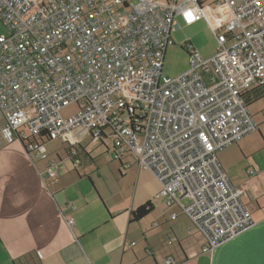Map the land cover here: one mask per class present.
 <instances>
[{"label": "built area", "instance_id": "obj_1", "mask_svg": "<svg viewBox=\"0 0 264 264\" xmlns=\"http://www.w3.org/2000/svg\"><path fill=\"white\" fill-rule=\"evenodd\" d=\"M176 16L205 19L217 48L203 57L187 41V68L169 77L162 66ZM0 19L6 143L49 160L38 136L61 138L77 168L83 139L109 140L121 174L131 165L152 172L165 206L177 209L169 219L189 220L202 253L253 227L246 189L218 152L257 128L243 92L264 97V0H0ZM71 104L77 111L64 118ZM44 173L58 176L55 160Z\"/></svg>", "mask_w": 264, "mask_h": 264}, {"label": "crops", "instance_id": "obj_2", "mask_svg": "<svg viewBox=\"0 0 264 264\" xmlns=\"http://www.w3.org/2000/svg\"><path fill=\"white\" fill-rule=\"evenodd\" d=\"M180 17H174L170 35L178 25L175 19ZM257 115L260 118L256 120L253 114L255 131L264 148V110ZM3 122L0 112V130ZM234 144L239 149L238 143ZM226 147L218 152V159L233 183L235 177L223 152ZM57 157L58 176L48 178L44 172L48 161L54 159L39 158L26 151L18 140L6 143L0 133V264H163L169 256L176 264H264V202H260L261 172L257 160L244 157L246 171L253 166L257 174L250 185L245 171L247 180L239 184L249 189L244 200L251 209L253 227L212 252L202 253L203 237L189 220L184 216L171 220L169 213L177 209L159 207L163 202L161 187L151 171L131 165L122 174L136 168V181L144 178L143 187L153 185L148 200L154 209L141 220L131 222L130 211L141 201H109L96 179L74 168L68 156ZM133 192L135 195V189ZM66 203L73 204L74 210L67 208ZM68 218L73 219L71 227L66 224Z\"/></svg>", "mask_w": 264, "mask_h": 264}, {"label": "rangeland", "instance_id": "obj_3", "mask_svg": "<svg viewBox=\"0 0 264 264\" xmlns=\"http://www.w3.org/2000/svg\"><path fill=\"white\" fill-rule=\"evenodd\" d=\"M129 1L134 3L136 0ZM175 24H178L179 27H174L171 31L173 44L167 46L166 52L164 53L165 56L162 67V74L169 77H175L187 68L188 56L185 50L180 47V44L184 43L186 40H188L203 57L214 54L217 48L216 38L208 27L205 19L195 23H188L180 17L175 19ZM175 24L173 26H175ZM5 33L6 28L0 19V35ZM262 97L247 107L249 108V112H251L250 114L255 115L256 120L260 118V116L257 115V112H259V110H264V97ZM76 111L77 107L71 104L63 108L60 114L64 118H67ZM261 130L264 133V124H262ZM43 144L45 146L48 159L58 161L59 158L57 156L62 157V159H64V156L67 157L65 152L66 144L63 142V139H44ZM81 145V148H85V151L79 148L80 152L78 156H80V164L78 166V170L84 171L87 175L96 179L97 186L109 201L117 202L118 200H125L131 204L133 200L136 202L141 201L143 203L146 200L151 199L150 194L152 193L151 187H153V185H150L149 187L147 184V188L143 187L144 178H140V181L137 182L134 176L136 168H132L125 176L120 175L118 172L119 163L114 160L109 140H106L105 142V146H108V150L104 145H99V142L92 141L91 138L83 139L81 141ZM238 145L239 149L235 144H231L223 150L227 157V166L229 168L231 166V174L235 177L233 183L239 186V184L242 182L245 183L247 180L245 172L247 161L244 157L257 160L261 172V180L258 184V189L262 192L260 202H264L263 142L259 135L256 134V131H254L238 142ZM86 155H88L89 158L86 157ZM129 158L131 157L129 156ZM68 163L70 164L69 160ZM87 180L88 185L93 188L94 184L89 182V179ZM134 189L135 195L133 194ZM161 197H163V202L159 204L160 208L165 206L164 196ZM153 198L154 196L152 199ZM183 202H186V199H183Z\"/></svg>", "mask_w": 264, "mask_h": 264}, {"label": "trees", "instance_id": "obj_4", "mask_svg": "<svg viewBox=\"0 0 264 264\" xmlns=\"http://www.w3.org/2000/svg\"><path fill=\"white\" fill-rule=\"evenodd\" d=\"M180 47L183 50H185V52L187 53V50L185 49V43L180 44ZM243 96H245L246 102L248 104L250 102H253V101L258 100L259 98H261L262 94L257 89H251L249 91L243 92ZM38 139L39 140H44V139L48 140V139H50V137H47V136L45 137L43 134H40L38 136ZM20 142L22 144V141H20ZM22 146L24 147L23 144H22ZM78 146H79V148H81L80 145H78ZM81 149L83 151H85L83 149V147ZM65 151H67V150L65 149ZM86 156L89 158L88 155H86ZM120 175L122 176V174H120ZM255 177H253L252 179L249 180V184L250 185L254 184ZM245 189H246V194H249V189L247 187H245ZM153 209H154V204L152 203V201L147 200V201L143 202L142 204L138 205L135 209L130 211V221L131 222H137V221L141 220L142 218L147 216L150 212H152Z\"/></svg>", "mask_w": 264, "mask_h": 264}]
</instances>
